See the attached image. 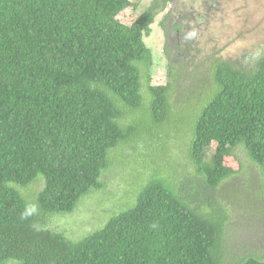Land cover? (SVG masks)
Listing matches in <instances>:
<instances>
[{
  "label": "trees",
  "instance_id": "1",
  "mask_svg": "<svg viewBox=\"0 0 264 264\" xmlns=\"http://www.w3.org/2000/svg\"><path fill=\"white\" fill-rule=\"evenodd\" d=\"M140 1L0 0V264H227L217 188L243 168L237 149L259 166L264 190V55L212 69L189 145L202 199L158 168L133 205L88 236L48 226L104 187L114 148L172 118L174 83L151 84L144 36L173 0H151L132 18Z\"/></svg>",
  "mask_w": 264,
  "mask_h": 264
},
{
  "label": "rangeland",
  "instance_id": "2",
  "mask_svg": "<svg viewBox=\"0 0 264 264\" xmlns=\"http://www.w3.org/2000/svg\"><path fill=\"white\" fill-rule=\"evenodd\" d=\"M206 1L210 18L196 27L197 32L191 45L195 49L192 50L194 59H186V62L183 59L171 61L172 77L165 59L166 38L160 23L168 8L156 17L150 34L144 36L145 43L152 50L151 84L174 83L170 94L172 118L165 125L154 129L155 135L152 136L149 131L154 124L149 123V128L142 130L144 141L138 138L114 148L109 155L111 164L102 174L104 187L84 197L73 213L52 218L48 224L50 228L63 232L72 240L88 236L103 227L114 214L133 205L137 193L158 168L161 175L170 178L175 185L181 184L183 188L184 184L188 198H203L201 185H195V181H200L201 178L189 156V145L193 122L202 106V99L212 88L209 85L212 69L220 59L238 60L249 66L257 57L264 55V0ZM150 2L151 0H141L136 9H130V13L133 12L131 17L135 18V14L142 12ZM178 2L181 3L180 6L185 4L189 9H203L201 0ZM128 14L125 11L120 19L129 22ZM207 56L214 58L210 60L213 65L208 68ZM142 93L147 101L149 92L144 76ZM146 114L144 112L143 115ZM127 121L130 120L126 119ZM237 153L243 162V168L217 188L222 195L219 197L221 203L229 215L224 234L227 264H234L238 255L249 252L264 258L262 173L245 151L237 149ZM43 186L44 182L40 180L28 188L27 192L42 189ZM6 264L20 262L10 260Z\"/></svg>",
  "mask_w": 264,
  "mask_h": 264
},
{
  "label": "flooded vegetation",
  "instance_id": "3",
  "mask_svg": "<svg viewBox=\"0 0 264 264\" xmlns=\"http://www.w3.org/2000/svg\"><path fill=\"white\" fill-rule=\"evenodd\" d=\"M201 3L203 9L199 11L189 9L185 4L180 6L181 3L178 0H173L167 9L168 11L162 17L160 23L166 38L164 53L168 68L173 60L183 59V62H186V59H194L192 50L195 49L191 45H193L192 41L194 40L192 39L197 32L196 27L210 18L209 7L206 6L208 2L201 0ZM191 7L193 8V6ZM202 33L204 34V32ZM207 58L210 65V60L214 58L209 56Z\"/></svg>",
  "mask_w": 264,
  "mask_h": 264
}]
</instances>
